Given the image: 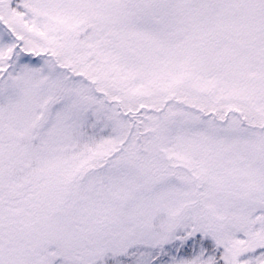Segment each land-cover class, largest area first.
<instances>
[{
    "label": "snow or ice",
    "instance_id": "1",
    "mask_svg": "<svg viewBox=\"0 0 264 264\" xmlns=\"http://www.w3.org/2000/svg\"><path fill=\"white\" fill-rule=\"evenodd\" d=\"M0 264H264V0H0Z\"/></svg>",
    "mask_w": 264,
    "mask_h": 264
}]
</instances>
